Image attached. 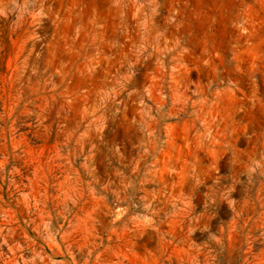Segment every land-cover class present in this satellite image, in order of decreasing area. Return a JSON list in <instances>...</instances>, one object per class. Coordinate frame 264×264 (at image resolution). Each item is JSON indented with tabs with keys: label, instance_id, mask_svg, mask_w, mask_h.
Here are the masks:
<instances>
[{
	"label": "rangeland",
	"instance_id": "1",
	"mask_svg": "<svg viewBox=\"0 0 264 264\" xmlns=\"http://www.w3.org/2000/svg\"><path fill=\"white\" fill-rule=\"evenodd\" d=\"M0 264H264V0H0Z\"/></svg>",
	"mask_w": 264,
	"mask_h": 264
}]
</instances>
